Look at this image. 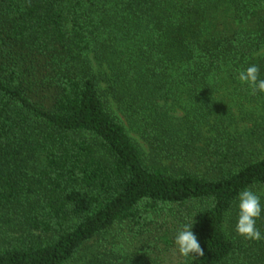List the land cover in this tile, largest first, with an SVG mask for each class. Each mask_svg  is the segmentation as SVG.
<instances>
[{
    "label": "trees",
    "instance_id": "obj_1",
    "mask_svg": "<svg viewBox=\"0 0 264 264\" xmlns=\"http://www.w3.org/2000/svg\"><path fill=\"white\" fill-rule=\"evenodd\" d=\"M253 64L264 0H0V264H264Z\"/></svg>",
    "mask_w": 264,
    "mask_h": 264
},
{
    "label": "clouds",
    "instance_id": "obj_2",
    "mask_svg": "<svg viewBox=\"0 0 264 264\" xmlns=\"http://www.w3.org/2000/svg\"><path fill=\"white\" fill-rule=\"evenodd\" d=\"M238 79L241 84L247 85L252 90L253 95L264 93V79L260 78L259 68L255 64L240 70ZM238 200L239 214L235 228L236 233L245 240H264V235L256 227V221L261 217L262 211H264L260 196L251 189H244L239 193ZM194 223L193 218L191 223L182 227V230L177 233L174 240L179 255L185 259H197L204 256V250L192 231Z\"/></svg>",
    "mask_w": 264,
    "mask_h": 264
},
{
    "label": "rangeland",
    "instance_id": "obj_3",
    "mask_svg": "<svg viewBox=\"0 0 264 264\" xmlns=\"http://www.w3.org/2000/svg\"><path fill=\"white\" fill-rule=\"evenodd\" d=\"M132 136H133L134 138H136L135 135H134L133 133H132Z\"/></svg>",
    "mask_w": 264,
    "mask_h": 264
}]
</instances>
